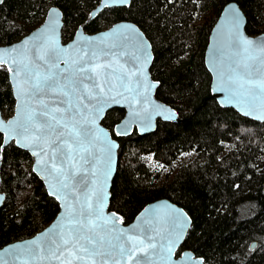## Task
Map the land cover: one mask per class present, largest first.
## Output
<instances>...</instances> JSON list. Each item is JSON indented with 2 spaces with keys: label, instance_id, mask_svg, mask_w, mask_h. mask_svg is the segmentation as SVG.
I'll return each mask as SVG.
<instances>
[{
  "label": "trees",
  "instance_id": "1",
  "mask_svg": "<svg viewBox=\"0 0 264 264\" xmlns=\"http://www.w3.org/2000/svg\"><path fill=\"white\" fill-rule=\"evenodd\" d=\"M101 0H5L0 5V45H10L40 26L52 6L64 14V42L82 26L87 33L121 21L135 23L152 43V76L160 83L157 97L173 107L181 122L159 120L156 131L119 138L118 173L110 209L131 223L156 200L167 198L184 208L193 225L183 249L206 264H264V123L222 108L212 96V77L205 65L211 31L223 8L237 2L248 17L250 35L264 33V0H133L129 7L105 9L91 18ZM15 99L6 67L0 66V109L6 118ZM125 115L108 112L104 125L112 133ZM0 249L33 237L59 212L33 171L31 155L10 144L1 152ZM188 151L189 163L174 164ZM152 155L172 174L158 183L144 157ZM253 243H257L252 249Z\"/></svg>",
  "mask_w": 264,
  "mask_h": 264
},
{
  "label": "water",
  "instance_id": "2",
  "mask_svg": "<svg viewBox=\"0 0 264 264\" xmlns=\"http://www.w3.org/2000/svg\"><path fill=\"white\" fill-rule=\"evenodd\" d=\"M5 0H0V5ZM133 0H127L126 3H118L116 0H101L100 4L94 9L91 18H95L105 9L116 7H129ZM235 10L240 17L238 35L254 42L251 54L253 56L264 57V53L255 48L256 42H264V33L258 35H250L247 32L248 17L237 2L227 4L221 11L217 22L215 23L210 37L209 43L205 52V65L212 77L211 92L222 108H232L240 115L253 121L264 123V98L253 99L250 95L244 99L228 100V92L219 91L221 86H225L224 78L231 73V66L239 59L236 55V49L232 41L237 37V30L229 23V14ZM65 27L64 14L57 6H52L43 23L34 29L30 34L23 37L21 40L10 44L0 45V66L7 68L9 80L12 86V92L15 99V108L13 114L6 118L0 109V133L3 135V143L1 152L10 144L14 143L20 149L28 152L33 158V171L44 184L49 196L53 197L59 204V212L56 218L45 229L38 232L31 238L16 241L4 246L0 249V259L12 261L14 250L23 249L28 245L42 243L46 235H51L54 231H59L68 226L67 216L69 211L78 209L79 204L73 200V196L81 197L82 193L78 189H65L58 183V178L55 173L50 174L49 170H45V165L51 168V148L48 144H43L42 147L47 155H41L40 148H28L17 142L16 137L9 136L8 128L10 124H15L18 120H23L28 104L23 100V93L27 88L24 82L23 73L17 76L15 68L17 62L35 61L37 51L43 55L48 50H55L58 57H61L60 67H65V61L82 62L88 60V56L83 55L82 50H96L98 56L95 64L97 73H99V82L104 87L103 107L97 115H94V124L92 125L98 140L96 141V156L99 159L96 162V175L93 177L89 171V180H94L95 183H90L92 189V202L95 205L99 200L100 217L107 222L109 228L114 227L128 235H136L133 231L138 227L148 229L147 234L153 237L155 249L147 247L148 241L143 235L139 239L144 240V247L137 251L136 256L141 257L146 252L150 257V264H206L205 259L198 257L192 250L183 249L184 242L192 228L193 220L190 214L182 207L173 203L167 198L156 200L149 203L129 224H125L123 217L110 209L112 198L113 181L118 173L120 160V142L119 138H126L137 132L139 135H146L156 131L159 120L164 122H181L178 112L170 105L164 103L157 97V90L160 83L154 80L152 76V66L154 63V51L152 43L147 38L145 33L135 23L131 21H121L106 30L96 33H87L81 26L74 37L68 41L63 40V30ZM139 48V52L137 49ZM122 55H113V53H121ZM137 52L139 61L133 59L131 53ZM241 49L240 56H246ZM15 58V59H14ZM42 64V62H41ZM13 69L10 71L9 69ZM44 71L43 67H40ZM115 72L116 75H124L131 81L129 87L136 84L137 80L143 83L140 89L143 95L147 96V101L137 103L133 99L135 93L125 91L120 86V82L115 76L109 77V83L112 85L109 91V85L105 83L104 72ZM256 79L254 75L252 77ZM143 95L138 99L142 100ZM88 103V101H85ZM96 101L89 103V108H92ZM34 106V105H33ZM114 109H122L125 111L124 117L115 124L113 133L104 125V120L109 111ZM134 113H139L135 115ZM151 114L150 119H148ZM87 115V113H86ZM119 133V134H118ZM105 137L107 144L114 145L110 152V160L107 155L100 153L98 149L103 148ZM67 138V133L65 135ZM32 143L31 140L26 141ZM33 151L38 154L34 155ZM39 161V163H38ZM72 161H68L64 167L66 172L70 173L72 169ZM59 166V165H58ZM39 169V170H38ZM2 156H0V209L6 202V194L1 191L2 182ZM79 179V177H77ZM72 184L75 181H71ZM55 193V194H54ZM174 217H179L182 228L179 230L178 239L175 233L172 232L171 220ZM168 239L175 241L172 247L171 255L166 256V253L161 251V245H166ZM257 243H253L252 249ZM67 255V253H66ZM16 264H20L19 261ZM31 264H67L63 257L56 259L52 257L50 260L45 259L42 254L39 260H33ZM109 264H112L110 261ZM121 264H135L134 261H121Z\"/></svg>",
  "mask_w": 264,
  "mask_h": 264
},
{
  "label": "snow or ice",
  "instance_id": "3",
  "mask_svg": "<svg viewBox=\"0 0 264 264\" xmlns=\"http://www.w3.org/2000/svg\"><path fill=\"white\" fill-rule=\"evenodd\" d=\"M116 2L126 3L127 0ZM229 23L237 30V37L232 44L237 57L240 58L231 66L233 74L224 78L225 86H221L219 91H227L229 101L236 98L242 100L249 95L253 99L264 98V57L253 56L251 51L254 42L239 37L240 17L235 10L229 14ZM255 48L264 53V42H256ZM241 49L248 55L241 57ZM139 51L138 48L137 52ZM82 52L89 57L88 60L81 57L82 62L65 61L63 68L60 67L62 58L57 56L55 50H48L43 55L37 51L35 61H20L16 64V75L20 76L23 73L24 82L27 84L23 100L27 102L28 108L23 120L10 124L7 129L9 136L18 138L17 142L24 147L40 148L41 155L48 154L42 147L43 144H48L51 148V168L49 169L46 164L45 170L57 175L62 188L70 191L78 189L83 195L82 198L72 197L79 204V208L69 211L66 228L46 235L42 243L34 242L23 249L14 250L12 261L0 259V264H16L17 261L20 264H31L33 260H39L42 254L49 260L52 257L58 260L63 257L67 264H109L110 261L112 264H121V261L150 264L148 253L145 252L141 257L136 256L137 251L144 247V240L139 239L141 235L148 241V248H156L152 242L153 237L147 234L148 229L141 226L133 230L136 235H128L116 229L114 225L109 228L107 222L100 217L101 201L98 200L95 205L92 202L90 183L94 184L95 181L89 180V171L93 177L96 175V162L99 157L94 151L98 140L92 127L94 118L90 117H94L102 110L105 89L98 79L99 65L95 64L98 52L96 50ZM137 52L131 55L134 60L139 61ZM122 54L123 51L113 53ZM40 67H43L44 71H41ZM254 75L256 79L252 78ZM104 76L109 91L112 85L108 78L115 76L121 88L135 93L133 99L137 103L143 106L147 101V96L140 91L143 87L140 80L129 87L131 81L124 75L105 71ZM142 95L143 99H138ZM92 101L96 103L89 108ZM150 116L151 114L148 119ZM28 140L32 143H27ZM104 145L98 151L106 154L110 160V152L114 145L107 144L106 137ZM33 154L38 153L33 151ZM68 161L73 162V170L70 173L66 172L64 167ZM71 181L75 183L72 184ZM171 228L178 239L179 230L182 228L179 217L172 218ZM174 243V240L168 239L166 245H161V251L166 253L164 258L171 255Z\"/></svg>",
  "mask_w": 264,
  "mask_h": 264
},
{
  "label": "rangeland",
  "instance_id": "4",
  "mask_svg": "<svg viewBox=\"0 0 264 264\" xmlns=\"http://www.w3.org/2000/svg\"><path fill=\"white\" fill-rule=\"evenodd\" d=\"M196 153L194 151H188L182 153L177 161L174 164V168L177 169L180 165L189 163L191 160L194 159ZM145 163L154 173H160V178L158 179V183H163L167 179V174H172L173 170H169L160 162H157L152 155H147L144 157Z\"/></svg>",
  "mask_w": 264,
  "mask_h": 264
}]
</instances>
